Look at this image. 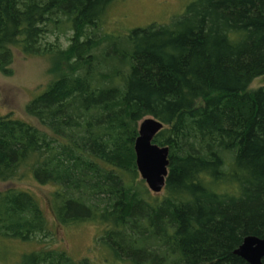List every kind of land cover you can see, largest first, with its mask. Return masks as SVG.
Segmentation results:
<instances>
[{"label": "trees", "instance_id": "16d2710c", "mask_svg": "<svg viewBox=\"0 0 264 264\" xmlns=\"http://www.w3.org/2000/svg\"><path fill=\"white\" fill-rule=\"evenodd\" d=\"M108 1L30 0L28 11L20 13L17 0H0V70L8 73L14 48L32 54L31 40L37 35L33 25L48 12L65 10L74 13L76 20L81 15L91 23ZM7 21L15 27L7 28ZM152 27L136 28L126 35L141 34L128 66H120L113 57L95 55L86 45L55 53L56 75L39 100L46 105L62 104L44 112L30 105L28 111L40 121H51L59 141V130L67 131L72 120L69 99L74 89H93L106 82L126 86L129 94L120 103H106L112 95L102 94L99 108L103 112L123 105L130 116L140 111V117L154 116L164 123L177 118L165 197L151 200L142 193L146 191L144 182L134 183L137 170L113 166L124 179L123 188L111 179L104 184L90 179L87 185L92 191L99 188L109 200L119 195L117 201L101 208L86 207L60 189L53 193L56 217L64 225L90 220L104 225L98 245L113 254L116 264H249L235 251L248 235L264 238V90L254 97L239 93L253 73L264 71V0H194L183 17L157 33ZM222 96H229L223 106L217 103ZM90 97H86L87 103L97 105ZM200 102L214 108L192 113ZM24 127L30 128L10 117L0 118V164L11 167L20 156L34 173L45 160L44 151ZM200 134L202 140L211 138L209 144L199 139V146L209 148L205 153L193 147L198 142H189ZM179 139L181 145L176 142ZM88 144L95 151L106 152L100 139ZM220 146L232 150V160L221 154ZM60 161L52 160V174L57 178L63 176L58 171L60 164L56 167ZM61 167L71 171L64 163ZM17 174L9 169L0 173V179L9 180ZM66 178L78 186L76 178ZM105 184L111 185L108 191ZM130 190L148 203L149 213L143 214L126 198ZM46 232L48 229L42 231ZM33 235L26 219L11 215L0 202V238L29 241ZM20 264L95 263L43 246L23 254Z\"/></svg>", "mask_w": 264, "mask_h": 264}, {"label": "rangeland", "instance_id": "374dc122", "mask_svg": "<svg viewBox=\"0 0 264 264\" xmlns=\"http://www.w3.org/2000/svg\"><path fill=\"white\" fill-rule=\"evenodd\" d=\"M17 1L18 11L26 13L30 0ZM192 1L194 0H109L91 23L83 20V17L80 18L81 15L76 20L72 12L52 10L33 25L37 35L31 40L32 54L25 55L17 48L13 49L14 57L8 73L0 70V118L10 117L29 125L30 128L24 127V129L28 130L29 134L35 135V142L37 147L44 151L45 160L38 165V168L36 167L34 173L28 165L23 164L20 156L10 163L11 167L4 168L3 166L7 165L0 164V173L9 169L18 172L12 179H0V202L8 208L11 215L25 218L34 232L33 239L29 241L0 238V264H20L23 254L43 246L64 250L75 260L89 258L95 264H116L112 262L113 254L98 245L99 239L104 234V225L91 220L64 225L58 221L53 204V193L60 189H64L71 200L78 201L86 207L101 208L109 201H117L119 195L109 200L101 194L99 188L92 191L90 185H87L90 179L103 184L111 179L123 188L124 179L119 171L113 169V166H121V168L126 166L137 170L138 175L134 183L139 185L143 181L146 191L142 193L151 200H161L165 197L166 189L164 188L160 193L152 192L137 169L135 142L140 126L146 118L155 117H140V111L130 116L127 113L128 109L123 105L115 108L114 113L103 112L99 108L104 99L101 97L102 94L112 95L105 101L106 103H120L125 95L129 94L126 86L103 82L95 84L93 89L85 86L75 88L69 99L72 104L69 108L72 120L65 127L67 131L59 130L62 132L57 135L59 138L62 137L59 141H56L51 121L47 119L40 121L28 110L31 105V108L42 112L50 111L54 109L52 107L54 104H62L58 101L46 105V102L43 104L39 100V95L47 89L56 75L53 71L52 58L55 53L72 51L86 45L95 55L113 57L122 67L131 65L133 54L138 48L140 40L138 37H141V34L138 37L126 35L133 29L150 25L153 26L152 32L157 33L165 25L183 17ZM6 27L10 29L15 26L7 21ZM110 36L115 40H111ZM61 67H64V64ZM245 84L247 86L239 96L254 97L258 90H264V71L253 73ZM89 96L97 100V105L87 103L86 97ZM218 100L217 103L220 105H226L229 96L219 97ZM198 105L199 107L193 109L192 113L211 111L214 108V105H204L202 102ZM117 118H122V121L116 120ZM98 123L100 124L97 125ZM162 123L163 127L155 136L153 143L171 148L177 138L175 133L179 121L173 117L168 123ZM202 137L200 134L193 137L196 138L195 141L192 139L189 142L192 144L198 142L197 147L195 144L193 147L205 153L209 148L205 145L199 146V139L200 142L206 141L209 144L211 138L206 136L202 140ZM94 138L100 139V143L105 144L106 152L95 151L90 147L88 143ZM176 142L181 143L182 140ZM219 149L222 155L232 160V150L222 146ZM176 150L180 153L178 148ZM55 158L61 160L56 165L57 167L60 164L58 171L63 174L59 178L52 174L54 169L52 160L56 162ZM62 163L70 167L71 171H64L61 167ZM42 167L44 172L41 170ZM67 176L76 178L78 186L68 181ZM110 184H105L106 186L103 187L105 191L109 190ZM125 196L143 214L150 212L148 203L141 201L134 191H127ZM44 229H48L45 234L42 233Z\"/></svg>", "mask_w": 264, "mask_h": 264}, {"label": "water", "instance_id": "95a60500", "mask_svg": "<svg viewBox=\"0 0 264 264\" xmlns=\"http://www.w3.org/2000/svg\"><path fill=\"white\" fill-rule=\"evenodd\" d=\"M163 123L155 118H146L135 142L137 169L141 178L154 193L163 191L169 173V147L153 143L155 136L162 129ZM249 264H263L264 238L248 235L235 251Z\"/></svg>", "mask_w": 264, "mask_h": 264}]
</instances>
